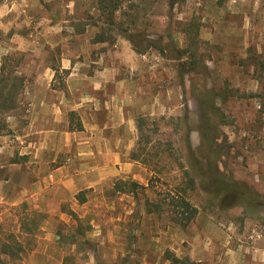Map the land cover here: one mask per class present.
I'll return each instance as SVG.
<instances>
[{
    "label": "rangeland",
    "instance_id": "374dc122",
    "mask_svg": "<svg viewBox=\"0 0 264 264\" xmlns=\"http://www.w3.org/2000/svg\"><path fill=\"white\" fill-rule=\"evenodd\" d=\"M91 1L0 0V244L19 248L0 264H264V0H147L136 29L160 48L141 54L73 33ZM105 142L98 163L134 152L139 179L103 169L75 181L97 182L84 204L50 181L12 205L43 159L84 173ZM184 172L197 212L180 225Z\"/></svg>",
    "mask_w": 264,
    "mask_h": 264
},
{
    "label": "trees",
    "instance_id": "16d2710c",
    "mask_svg": "<svg viewBox=\"0 0 264 264\" xmlns=\"http://www.w3.org/2000/svg\"><path fill=\"white\" fill-rule=\"evenodd\" d=\"M146 1L147 0H96L95 9L98 13L96 18L88 15V22L86 24H75L73 33L82 34L85 32V28L87 26H92L96 28L91 38V43L93 44L111 43L117 37L122 36L131 44L132 49L137 54L145 52L148 47L160 48V39H156L155 41L148 40L147 46L143 47L142 39H140L142 34H140L136 29L138 27V20L143 15L141 5ZM174 3L175 2H173V0H165V5L166 7H168V9H171ZM261 65L264 67V63H261ZM180 66L184 69V65L180 64ZM0 85L1 87H4V85H2V79H0ZM142 123L143 120L139 117L137 119L136 125L137 132L139 133V135L142 129ZM186 147L187 151L190 153V156H192L190 145L188 143L186 144ZM130 159L132 161L146 164L145 160L140 158V155H137L134 152L130 154ZM191 162L193 163V171L196 172L197 169L199 170L197 162H195L194 158L191 160ZM183 176L185 177L186 187L177 192V199L172 205V207L175 209L174 213L179 219L178 224L180 225H186L187 223H189L194 218L197 212L196 208L191 204L188 199V195L190 194L189 191L193 187V178L188 176L187 172H184ZM196 177H200L199 174L196 175ZM212 177L213 178L211 179H213L214 181L222 183H219V192L230 187L229 185L223 183L224 180L219 179L217 175H213ZM130 185L136 186L137 184L131 182ZM76 199L77 201L82 202L84 200L83 192H79L76 195ZM69 214L73 215V212L70 211ZM71 237L72 241H76L78 239L77 236ZM13 247L14 246L12 244L9 245L3 243L0 244V251L1 253L7 255L9 258H18L19 255L17 254V251L19 250V248L15 250Z\"/></svg>",
    "mask_w": 264,
    "mask_h": 264
},
{
    "label": "crops",
    "instance_id": "0c3cea01",
    "mask_svg": "<svg viewBox=\"0 0 264 264\" xmlns=\"http://www.w3.org/2000/svg\"><path fill=\"white\" fill-rule=\"evenodd\" d=\"M90 4L92 9L97 13L95 9V0H92ZM86 28H91V26H87ZM89 154H92V151H90ZM114 154L115 152L113 151V147H110L107 142H105L103 146L99 144V147L96 149V151L92 154L91 157L92 159L96 160L97 166L89 168V170H86V172L84 173L79 170H71L69 166H67L68 164L66 163H64L65 165L62 164L60 166H54V168H52L51 170L50 163H53L55 161L57 154H55V157L51 161L50 158L43 159L38 164L37 172L35 173L37 178L36 181L31 182L27 186H19L14 190L10 191L12 194L10 196L12 205H16L17 203L25 201L27 198H31L33 196H36L38 199L40 194H42L43 197L44 193H48L49 189L47 187L51 184L50 181H54L56 184L59 185V190L61 189L62 191L61 196L69 192L72 195V199L77 204H84L85 198L82 202H79L76 199V195L79 192H83L86 189H90L91 187H93V185L97 183L96 181H94L96 180L97 175L99 180L105 179L106 176H104L103 174V169H112L113 175L116 174V172L119 175V170L127 171V173H130L132 179H139L141 171L140 169L142 168L139 165L134 164L137 163L136 161L131 162L127 159L125 162H119L118 169L116 168L115 164L116 162L120 161L119 159L114 160L113 158L115 162L114 164H112V166H110L108 163L103 165L98 163V159L103 162L112 160ZM133 167H138L139 169L135 171ZM91 172L94 173V180L89 182V180L84 179L85 186L76 187L75 181L77 184H81V177L84 178L85 176L86 178H89V176H91Z\"/></svg>",
    "mask_w": 264,
    "mask_h": 264
}]
</instances>
